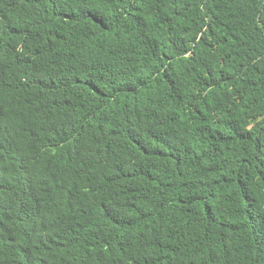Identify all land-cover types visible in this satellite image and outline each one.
<instances>
[{
	"label": "trees",
	"instance_id": "16d2710c",
	"mask_svg": "<svg viewBox=\"0 0 264 264\" xmlns=\"http://www.w3.org/2000/svg\"><path fill=\"white\" fill-rule=\"evenodd\" d=\"M0 264H264V0H0Z\"/></svg>",
	"mask_w": 264,
	"mask_h": 264
}]
</instances>
